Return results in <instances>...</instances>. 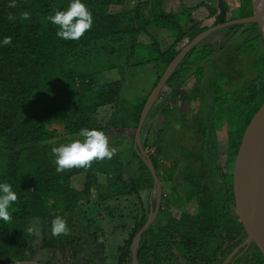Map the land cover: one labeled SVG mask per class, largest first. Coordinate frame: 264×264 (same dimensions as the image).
<instances>
[{
    "label": "trees",
    "instance_id": "trees-1",
    "mask_svg": "<svg viewBox=\"0 0 264 264\" xmlns=\"http://www.w3.org/2000/svg\"><path fill=\"white\" fill-rule=\"evenodd\" d=\"M11 2L0 0V39L11 37L10 45L0 46V180L12 185L17 199L10 219L0 220V264H89L83 252L96 245L105 221L113 233L127 234L114 264H133L130 247L154 197L152 176L134 143L87 168L60 173L50 149L78 138L81 128L102 130L107 139L110 132L136 130L147 97L137 103L122 98L127 74L151 67L154 87L194 38L248 16L232 15L239 8L232 11L224 0H178L179 15L164 9L165 0H82L92 25L78 40H63L47 17L69 0H15L14 7ZM126 6L129 11L122 10ZM25 11L28 19L21 17ZM202 12L211 26H201ZM111 15L130 27L109 29ZM140 36L149 42H138ZM108 70L116 71L112 81L103 78ZM163 88L144 119L140 143L158 180L169 181V171L176 169L188 189L185 206L172 193L162 202L168 218L164 224L155 219L144 231L136 259L212 264L214 249L224 259L247 234L235 208V175L241 142L264 106L258 25L211 33L186 54ZM217 124L226 128L223 139ZM113 135L117 146L122 138ZM57 215L65 219L67 233L53 237L50 222Z\"/></svg>",
    "mask_w": 264,
    "mask_h": 264
},
{
    "label": "water",
    "instance_id": "water-1",
    "mask_svg": "<svg viewBox=\"0 0 264 264\" xmlns=\"http://www.w3.org/2000/svg\"><path fill=\"white\" fill-rule=\"evenodd\" d=\"M254 14L246 18H239L227 22L222 25H217L207 29L196 38H194L173 60L168 66L163 76L152 90L148 100L146 101L141 117L136 129V140L134 148L139 152V157L149 170L154 184L156 185L158 193L160 187L154 168L149 160V157L144 153L140 143V130L144 119L150 107L156 102L158 95L162 88L165 86L166 81L174 72L175 68L186 56V54L198 45L203 39L211 33L229 26L240 24H257L264 44V0H252ZM264 179V106L260 114H258L252 121L249 129L247 130L240 146V150L236 162V175H235V208L236 212L242 221L247 233L246 243H255L264 258V199H260L257 192L259 183ZM160 197V195H159ZM151 204V203H150ZM159 208V198L152 211L151 205L149 208L150 213L146 224L138 232L132 241L130 251L132 255L133 264H138L136 259V249L139 240L144 231L153 222ZM15 264H40L37 262H20Z\"/></svg>",
    "mask_w": 264,
    "mask_h": 264
},
{
    "label": "rangeland",
    "instance_id": "rangeland-1",
    "mask_svg": "<svg viewBox=\"0 0 264 264\" xmlns=\"http://www.w3.org/2000/svg\"><path fill=\"white\" fill-rule=\"evenodd\" d=\"M229 8L233 11L237 8H239L238 12H233L232 15H236V16H252L254 14V8H253V4H252V0H224ZM241 2L243 3H249V6H243L240 5ZM164 9L170 13V14H174V15H179L181 14V9H180V5L178 4V0H165L164 2ZM199 17L203 22L201 26H211L212 20H208L206 18V14L204 12L199 13ZM138 42H142V43H148V39L146 37H141ZM117 77L116 75V71L115 70H108L106 72H104L103 74V78L106 81H112ZM155 76L154 73L151 69V67H138L136 68L134 71H131L130 73L127 74V82L125 84V89L123 91V95L122 98L124 100H128L131 103H137L139 101H142L144 98L147 97L146 101L148 100L150 94L152 93V90L155 88L154 82H155ZM167 89L163 88L162 92H165ZM146 103V102H145ZM158 102L156 101V104ZM190 104V103H189ZM183 108H186V106L189 105H181ZM190 106H192V104H190ZM174 110V108L172 109ZM155 118V116H154ZM162 120L161 117H158V119H156V124H158L160 121ZM160 125V124H158ZM228 126H230L231 124L227 123ZM215 127L217 128V136L219 139H223L225 137V129L224 126H222V124H217L215 125ZM177 135L180 136V131L177 127H174ZM61 134V133H60ZM113 134H118L120 135V137L122 138V145L119 146L120 144H118L117 146L115 145L116 141L113 138L114 135ZM61 136V135H60ZM109 139H108V145L111 149H114V151L117 150H124L126 149V147H128L131 143L135 144V140H136V130H130V131H117L115 132H110L109 133ZM118 137V138H120ZM57 139V137H56ZM224 141V140H223ZM64 143H67L64 142ZM117 144V143H116ZM224 144V143H223ZM218 157H220V162L222 161V164L224 162L225 159V151L222 147V149H220L218 151ZM170 176V181H163V186L164 189H166L165 194H167L168 196V192L170 191V189L173 188V190H175V192L179 195V199L182 200V204L185 205L184 203V195H185V190L187 189V186L185 184H183V182L181 181V177L178 176L177 171L174 172H170L169 173ZM81 178H78L77 180L73 181V187L76 189H79L81 187ZM151 205V204H150ZM184 213L187 212L186 209L183 210ZM168 211L167 209L163 206L162 210H161V215L160 218L157 220V222L159 224H164L167 220V214ZM174 217H178L179 213H177L176 211L173 213ZM104 227V231L103 234H99V239L97 240L96 243H94L93 248L91 247L90 249L85 248L84 252H83V258L87 259L89 264H114V257L116 254V248L121 246V244L123 243L124 239L126 238V233L125 232H116L113 233L111 231V225L109 222L105 221L103 223ZM34 247L36 249H39L40 247V239L36 237L35 243H34ZM79 264V263H78ZM80 264H85L83 261Z\"/></svg>",
    "mask_w": 264,
    "mask_h": 264
},
{
    "label": "clouds",
    "instance_id": "clouds-1",
    "mask_svg": "<svg viewBox=\"0 0 264 264\" xmlns=\"http://www.w3.org/2000/svg\"><path fill=\"white\" fill-rule=\"evenodd\" d=\"M15 6V0L9 5ZM30 13L25 11L21 13L23 19H28ZM12 20L11 15L8 16ZM92 12L82 2V0H69L66 8L54 10V13L47 17V20L58 29L55 35L63 40H78L86 30L92 25ZM11 37L0 39V46L10 45ZM54 158L55 171L60 173L73 167L87 168L95 160L111 158L114 149L108 145V139L102 130L95 128H81L78 138H73L67 143H61L50 149ZM17 199V193L12 185L0 180V220L7 222L10 219L11 209ZM31 231V228L28 229ZM67 227L65 219L59 215L55 216L50 222V234H66Z\"/></svg>",
    "mask_w": 264,
    "mask_h": 264
},
{
    "label": "flooded vegetation",
    "instance_id": "flooded-vegetation-1",
    "mask_svg": "<svg viewBox=\"0 0 264 264\" xmlns=\"http://www.w3.org/2000/svg\"><path fill=\"white\" fill-rule=\"evenodd\" d=\"M180 137V136H179ZM155 171V170H154ZM177 171V174L179 176V170L173 169L171 171H169V173ZM156 174V172H155ZM157 178V175H156ZM158 180V178H157ZM163 181H166L165 179H163L162 181L158 180L159 183V187H160V193H158L156 185L154 184V197L153 200L151 202V208L152 211H154L155 209V205L157 203V200L159 198V208H158V212L156 214L155 219H159L160 218V209H162L163 205L162 202H164V200H166L167 194H165L166 189H164L163 186ZM170 181V180H169ZM185 184V183H183ZM187 186L188 189V185L185 184ZM187 189L185 190V192L187 191ZM172 193L173 195H176L179 198V195L175 192V190L170 189V191L168 192ZM160 195V197H159ZM181 199V198H180ZM182 202V200H180ZM184 203H185V195H184ZM185 206V205H184ZM166 208V207H165ZM153 220V221H154ZM247 240V234L245 239L242 241V243L234 248H232L230 250L229 253L226 254L224 259H221V251H217V249H214V251L211 252V259H210V263H219V264H264V258L261 254V252L259 251L258 247L255 245V243H250L247 244L246 243Z\"/></svg>",
    "mask_w": 264,
    "mask_h": 264
},
{
    "label": "crops",
    "instance_id": "crops-1",
    "mask_svg": "<svg viewBox=\"0 0 264 264\" xmlns=\"http://www.w3.org/2000/svg\"><path fill=\"white\" fill-rule=\"evenodd\" d=\"M135 0H127L129 4H133ZM169 1V0H168ZM123 11H129V7L126 6L122 9ZM107 23L109 29L113 30H118V29H123V28H129L130 26L128 25L127 22H123L118 15H111V17L105 22ZM143 37V36H142ZM141 36L139 37V39ZM142 43V42H140ZM146 44V43H144Z\"/></svg>",
    "mask_w": 264,
    "mask_h": 264
},
{
    "label": "bare ground",
    "instance_id": "bare-ground-1",
    "mask_svg": "<svg viewBox=\"0 0 264 264\" xmlns=\"http://www.w3.org/2000/svg\"><path fill=\"white\" fill-rule=\"evenodd\" d=\"M257 187H258L257 194H258L259 198L260 199H264V179H263V182L262 183H259L257 185Z\"/></svg>",
    "mask_w": 264,
    "mask_h": 264
}]
</instances>
